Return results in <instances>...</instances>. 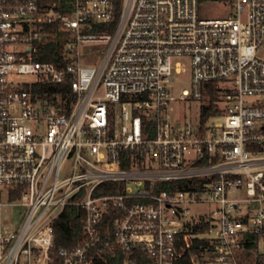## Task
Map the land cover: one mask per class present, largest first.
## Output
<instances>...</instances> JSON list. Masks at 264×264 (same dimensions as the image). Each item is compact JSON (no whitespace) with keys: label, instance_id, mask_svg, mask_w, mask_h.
I'll return each mask as SVG.
<instances>
[{"label":"built area","instance_id":"2783aa9c","mask_svg":"<svg viewBox=\"0 0 264 264\" xmlns=\"http://www.w3.org/2000/svg\"><path fill=\"white\" fill-rule=\"evenodd\" d=\"M232 1L234 14L203 18V0H69L67 12L0 0V264L264 256V0ZM60 39L58 61L42 60ZM211 83L208 119L222 122L174 124L171 103L202 102ZM13 206L26 209L17 229L3 222ZM69 206L80 235L55 248Z\"/></svg>","mask_w":264,"mask_h":264},{"label":"rangeland","instance_id":"374dc122","mask_svg":"<svg viewBox=\"0 0 264 264\" xmlns=\"http://www.w3.org/2000/svg\"><path fill=\"white\" fill-rule=\"evenodd\" d=\"M235 11L234 2L232 0L204 1L200 5V16L203 18L225 17L232 13L234 14ZM101 47L102 45L97 44L88 46L89 49L98 53L95 54L94 62H97L101 56V52L99 51ZM83 64H87L86 61L83 60ZM186 76H188V74H185L184 76L176 75L175 85L178 89L188 86L187 80L185 79ZM10 79H13L17 83H27L34 82L35 76L30 74H12ZM210 102L211 99L209 95H206L202 102L195 99L173 101L169 110L171 121L176 125L186 124L196 129L200 122L201 105H209ZM217 106L219 109L218 103ZM222 120V115L212 116L205 122V125L219 124ZM208 209L209 205L203 204L200 206L199 211L206 212ZM25 210L26 209L22 206L9 207L5 213L4 224H10L11 229H17V227L20 226L22 215L25 213ZM261 249V247H258L244 251L240 255L242 264H260L259 262L264 259V256L260 254Z\"/></svg>","mask_w":264,"mask_h":264},{"label":"trees","instance_id":"16d2710c","mask_svg":"<svg viewBox=\"0 0 264 264\" xmlns=\"http://www.w3.org/2000/svg\"><path fill=\"white\" fill-rule=\"evenodd\" d=\"M44 2H54L58 1L60 3V10L62 12H67L70 10L67 1L69 0H43ZM208 1V0H203ZM47 30L52 31L54 29V25H46ZM62 40H49L45 45L42 46V56L41 59L44 61L57 62L58 57L62 51ZM52 90L53 88L47 87V89ZM209 94L211 102L209 105H202L200 111V118L202 121H206L209 116L218 113L217 106V90L215 89V85L213 83L209 84ZM165 188H168V184H164ZM110 192V191H105ZM83 214L81 210L74 206H69L65 209L63 214L61 215L58 223L55 226V248H59L62 246H73L76 244L82 225ZM252 246V245H251ZM192 251H195L192 248ZM184 264H190L189 253L183 259Z\"/></svg>","mask_w":264,"mask_h":264}]
</instances>
